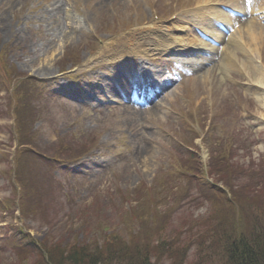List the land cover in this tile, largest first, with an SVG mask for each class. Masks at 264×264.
Listing matches in <instances>:
<instances>
[{
    "label": "rangeland",
    "instance_id": "rangeland-1",
    "mask_svg": "<svg viewBox=\"0 0 264 264\" xmlns=\"http://www.w3.org/2000/svg\"><path fill=\"white\" fill-rule=\"evenodd\" d=\"M197 1L0 0V51L5 52L8 63H15L22 71L29 74L37 72L45 74L49 69H59L63 65L62 57L67 48H77L83 61L82 67L78 68L79 72L84 73L83 78L89 76L91 84L100 83L98 85L100 87L102 82L108 79L107 74L121 72L125 78L124 70L119 66L124 63L126 58L129 59V62L142 63L143 66L149 67L154 77L161 74L163 69L170 64H175L173 62L175 58H184L180 64L188 70L190 64H187V59H191L196 54L199 57L201 54L204 57L207 55L204 52H191L175 56L171 51H168V54L165 51L158 54L147 50L144 53L143 61L142 53H136L130 47L124 46L115 49H109V47L112 43L127 38L134 32L143 33L149 28L165 34L173 30H177L178 34H181L182 31L187 35L194 34L196 30L194 28L189 30L187 24L177 21H157L153 18V13L167 17L174 6L190 7L183 15H186V19L192 17L194 22L200 25L201 17L207 16L208 11L205 7L201 9L202 4ZM235 1L237 5L247 6L245 0ZM192 13H196V16H191ZM66 16L69 21L65 19ZM136 18H139L141 23L127 27ZM162 18L164 17L160 16V19ZM71 22L77 29V34L68 36L64 33L68 30L67 25ZM201 29L207 32V29ZM99 37L106 39L98 46L97 50L92 45L93 43L96 45ZM139 38L138 36L135 39ZM184 44L187 43L184 42L182 45ZM207 53L209 52L207 51ZM117 54L122 56L119 58L121 63L113 65L112 62L117 58ZM103 59H107L112 64L103 65ZM201 59L200 57L199 62ZM210 59L213 57L211 56ZM219 59V55L214 56V62L212 60L209 65L211 70L209 74L200 72L195 76H184L183 81L176 83L179 89L176 92L175 89L169 92V97L167 96L161 110H158L156 114L148 112L144 114L143 118H140L135 113L133 115L132 110L123 106L122 110L121 108L108 107L102 113L93 111L88 114L86 119H80L83 130L92 133V136L96 135L99 139V154L103 158L98 162L97 169L99 170L93 171L94 175H85L84 171L80 169V165H75V170L83 174L72 178L63 177L68 195L62 193L57 184L51 186L52 183L48 182L50 180L46 170H44V176L48 179L49 189L43 185L40 187L42 189H37V186L33 187L34 184L43 183L44 176L37 180L34 179L30 184L36 190L35 194H40L44 198L43 207L46 204L50 205V211L45 210L42 214L40 211L35 217L21 216L17 218L20 211L15 210L17 206L14 202L15 209L4 213L0 212V264L29 261L31 255L26 251L27 249L22 248L18 252L15 248L4 245V241L9 235L23 236L28 239V232L38 240H42L50 233L55 238L53 241L76 239L100 242L101 240L97 238L101 237L102 231L106 237L118 233L125 236V233L131 232L132 234L133 231H137L138 234L140 228L142 229V242L150 238L157 240L158 234L151 233L149 235L148 232L150 233L152 229L145 230L142 219L138 217V209L145 208L144 201L147 192L146 190L137 191V184L142 180L149 185L154 184L152 175L165 161V154L169 150V137L176 130L179 131L181 126L175 122L177 119L175 117L181 114L179 110L189 112L191 109L193 113L199 114L200 112L204 117L209 118L218 114L216 108L222 99L230 95L234 98L238 96L224 83L218 69L214 66V63ZM129 62L126 63L128 68H133L134 64H129ZM137 65L136 70L142 68V66L139 67V64ZM90 69L95 71L91 72ZM56 73L54 79L61 87L63 96H66L68 95L66 89L72 87L73 82L65 78L64 75L58 74V71ZM231 73L237 74L246 85V89L241 94V103H245L250 109V118L246 120V123H256L255 125L258 126L261 133H264V108L257 97L259 87L264 93V81L252 85L251 79L242 70L235 69ZM209 77L210 79H208ZM190 94L196 101V107L191 105L190 98L188 99L186 96L190 97ZM211 101L213 102L212 106ZM72 103V100H68L64 110L63 106L61 108L60 114L62 117H66L67 122H73L80 115L82 104L72 105ZM108 105L106 104V106ZM6 106V99L0 94V152H5V156L0 157V196L8 198L14 194L11 180L5 175L6 170L11 166L9 153L13 141L9 126L11 118L8 117ZM239 114L238 110L235 114L237 119L229 120L235 126L234 130L230 127L228 130L237 134L235 147L239 149V152L236 160L247 164L254 158L258 160L264 154V141L262 138L256 139L244 122L238 118ZM204 125L209 127L208 123H204ZM181 134L182 137L187 135L184 132ZM215 137L218 136L214 135L211 140L206 138L202 142L199 139L195 140L206 160L209 159L210 146L216 147L218 144H213ZM55 173L59 176L58 173L61 171L58 170ZM164 187V189H157L153 192L155 198L164 204L162 208L170 207L179 199L177 207H173L171 218L166 221L170 224V231L166 228L164 236L167 233H176L181 230L182 236L178 235L177 238L181 243L182 239H187L182 232L187 230L196 217L204 215L207 208L202 205L199 199L191 200V202L188 199L183 201L185 197H179L167 189L171 187L174 190L177 189L178 186L174 182ZM48 217L50 222L46 220ZM22 224L26 232L20 233L17 228ZM139 235L137 239H139ZM155 256L157 258V254ZM164 257V254L158 255V260L152 259L151 261H156L155 264H170V260H166ZM195 258L196 253L193 248L189 252L187 264H192Z\"/></svg>",
    "mask_w": 264,
    "mask_h": 264
},
{
    "label": "trees",
    "instance_id": "trees-1",
    "mask_svg": "<svg viewBox=\"0 0 264 264\" xmlns=\"http://www.w3.org/2000/svg\"><path fill=\"white\" fill-rule=\"evenodd\" d=\"M259 201L261 202V209L263 212L264 199L262 198ZM262 219L264 221V215ZM249 226V228L232 231L229 238L224 232H221L215 243L212 245L215 250L220 252L222 250L224 251V254L228 257L229 264H264V224L259 223L257 219V224L253 225L250 221ZM100 253L101 250H98L96 255H99ZM129 253L125 252L121 255L117 252L114 254L110 253V257L104 259L103 264H109L113 261H121L122 255L129 257L132 261V257L135 256V254L133 252ZM83 255H87V249L85 247L74 246L69 254L70 257H81ZM56 263L57 261H54V264ZM142 264L144 263L142 262Z\"/></svg>",
    "mask_w": 264,
    "mask_h": 264
},
{
    "label": "bare ground",
    "instance_id": "bare-ground-1",
    "mask_svg": "<svg viewBox=\"0 0 264 264\" xmlns=\"http://www.w3.org/2000/svg\"><path fill=\"white\" fill-rule=\"evenodd\" d=\"M247 24H248L247 25V31H248V34L250 35V39H248L247 41L246 40L242 41V42L238 41L237 38L232 39V40H235L236 43H235V45H231L229 47V54H228L229 55V62H225L223 64L225 66V68H231L232 67L228 63H231V64L236 63V58L233 57L232 55H236V51H238L239 49L243 50L244 45H248V47L251 51H256L258 48H260V44L262 43V41L264 42V26L258 25V23L256 21H253V20H249V21L247 20ZM238 35H240V33H238ZM223 36H224L223 33L216 32L214 37H215V40L219 41ZM124 42H127V40H125ZM201 43H204V42H201ZM165 46L166 45H164L163 47H165ZM203 46H205V44L193 45L187 49L178 50V51L197 50L198 48H204ZM252 64H254L252 67L250 65H248L246 68L249 69V71L251 73H254L255 77H257L256 78L257 81H262V77H261L262 72H261L260 67L255 65L254 60H252ZM259 96L261 98L263 97V99H264V94L260 93ZM154 107H157V104Z\"/></svg>",
    "mask_w": 264,
    "mask_h": 264
}]
</instances>
